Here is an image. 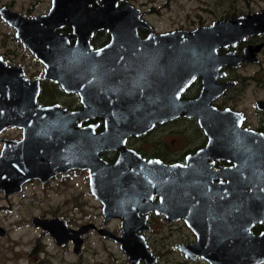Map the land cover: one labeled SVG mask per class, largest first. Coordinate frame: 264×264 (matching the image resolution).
<instances>
[{"label": "flooded vegetation", "instance_id": "1", "mask_svg": "<svg viewBox=\"0 0 264 264\" xmlns=\"http://www.w3.org/2000/svg\"><path fill=\"white\" fill-rule=\"evenodd\" d=\"M121 1L118 6L122 5ZM41 2H0V25L7 27L11 33V39L4 44L7 49L0 52V71L9 85V108L23 111L30 92L34 94L36 91L37 105L56 104L67 111H79L83 105L78 92L65 89L69 84L54 79L62 78L61 75L70 67L54 64L48 68L53 79L46 76L45 62L16 35L19 28L23 27L22 24L26 23L22 18L47 14L51 0H47L46 7L40 5ZM71 31V26L67 24L55 29V33L61 35L70 34ZM137 32L142 37L147 34V30L141 28ZM108 41L106 30H95L89 45L92 50H96ZM67 43L73 45L74 40L68 39ZM257 45L258 49L254 51ZM245 46L251 47L252 57H249V61L242 60L235 66L224 65L219 69L220 73L211 83L213 89L208 104L218 111L229 109L237 112L240 121L230 112L223 116L213 114L210 122L178 115L154 123L146 131L125 136L122 140L121 136H117L113 140L114 146L97 151V156L108 165L116 162L123 149L132 151L143 161L150 160L147 166L139 164L131 169L128 159L125 161L128 166L125 172L134 177L132 185H121L115 195L99 194L100 198L119 203L121 209L117 215L108 217V213L103 210V202L89 184L87 167H71L53 174L45 181L33 178L21 184L16 192L21 190L23 184L32 181L45 186L65 176L76 178L82 175L86 178V190L100 204L99 215L91 214L86 222L74 228L62 218L72 229L87 226L79 236L81 241L77 247L72 239L57 243L46 230L39 228L51 238L55 246L65 247L74 256H79L86 243L85 235L91 233L116 244L126 264H236L237 254L240 253L237 248L241 249L245 244L246 252L262 250V254L250 263L264 264V71L258 72L261 64H264V34L249 35L233 47L217 51L222 53L231 50L236 55H242ZM251 67L259 69L240 72ZM93 69L97 70L98 67ZM102 69L106 71L113 67L105 66ZM204 87L202 78L195 77L179 98L193 100ZM54 94H59L62 100L40 99L44 95ZM246 96L250 105L245 102L248 99H245ZM89 108L87 105L85 112H79L77 120H74L75 128H86L83 129L86 136L92 131L101 133L106 123L103 117L88 115ZM216 110L213 109V113H217ZM173 125H181V128H173ZM207 126L215 128L214 136H209ZM5 130H16L18 135L0 137V148L1 139L18 140L22 136L20 127L7 126L0 134ZM80 150L88 154L92 147L87 150L82 145ZM111 223L116 224L114 230L107 227ZM126 223H131L130 229L135 228L133 233L145 245L147 256L138 255L132 261L114 239L122 235ZM0 228V235H4V229ZM103 229L107 232L103 233ZM29 252H34V249Z\"/></svg>", "mask_w": 264, "mask_h": 264}, {"label": "water", "instance_id": "2", "mask_svg": "<svg viewBox=\"0 0 264 264\" xmlns=\"http://www.w3.org/2000/svg\"><path fill=\"white\" fill-rule=\"evenodd\" d=\"M120 1L51 0L47 14L22 18L26 23L16 35L45 62L46 76L52 78L48 68L54 64L70 67L62 78L54 79L69 84L65 89L77 91L83 108L67 111L56 104L37 105L34 90L35 93L30 92L24 103V110L13 111L9 108V85L0 71V132L12 125L22 129L18 140L1 139L0 190L5 195L18 191L29 179L45 181L71 167L88 168L89 184L98 198L100 193L115 195L121 185L131 186L133 183L134 177L125 172L128 168L125 161L130 160L131 169L150 163V160L143 161L132 151L124 149L114 164L104 163L97 151L111 147L117 136L122 140L178 115L210 122L213 120L211 115L223 116L230 112L240 121L237 112L209 107V95L219 69L224 65L235 66L242 60L249 61L252 49L245 46L242 55L231 50L222 53L217 50L233 47L249 35L264 34V8L227 15L192 29L157 33L143 19L139 8L127 1L118 6ZM3 17L7 18V15L3 14ZM65 24L71 26L70 34L55 33V29ZM138 28L147 30V34L140 36ZM100 29L106 30L109 41L92 50L89 39L93 31ZM68 39L74 40L73 45H68ZM105 66L113 69L105 71L102 69ZM96 67L97 70L93 69ZM195 77L202 78L204 89L193 100H181L179 95ZM87 105L90 106L88 115L105 118L101 133L92 131L86 136L83 130L86 128L74 127V120L79 112H85ZM213 109L217 113H213ZM211 126H207V131L209 136H214L215 128ZM82 145L87 150L92 147L91 152H82ZM100 200L108 217L119 213L121 207L115 200ZM30 221L34 227L46 230L57 243L72 239L76 247L81 241L80 234L87 228L85 225L72 229L57 215L33 216ZM130 224L126 223L122 235L114 239L134 261L138 255L145 257L148 253L133 233L135 228H129L132 227ZM106 232L103 229V233ZM237 250L240 253L236 264H252L251 260L262 254V250L246 252L245 244Z\"/></svg>", "mask_w": 264, "mask_h": 264}, {"label": "rangeland", "instance_id": "3", "mask_svg": "<svg viewBox=\"0 0 264 264\" xmlns=\"http://www.w3.org/2000/svg\"><path fill=\"white\" fill-rule=\"evenodd\" d=\"M6 0H0L5 2ZM140 9L143 19L155 32L173 29H192L198 25L209 24L212 20L235 13H245L264 8V0H122ZM47 0L40 5L46 7ZM11 33L0 25V52L6 50L5 42ZM254 67L240 72H253ZM264 71V64L258 72ZM54 94L44 95L41 101H60ZM248 96L245 97L247 99ZM45 99V100H43ZM66 100V99H65ZM247 99L246 104L250 105ZM64 101V100H63ZM181 128V125H173ZM16 130H5L0 137H16ZM157 135V134H156ZM100 204L93 200L86 190V178L65 176L52 180L45 186L32 181L22 185L19 192L4 195L0 190V264H126L118 246L104 241L97 235H85L82 254L74 256L69 249L58 248L42 230L34 227L33 216L64 218L72 228L86 222L91 214H98ZM84 215L87 217L85 218ZM89 215V216H88ZM116 224H108L110 230ZM117 231V230H116ZM93 234V233H92ZM34 249L30 253L29 250ZM109 260L107 261V259Z\"/></svg>", "mask_w": 264, "mask_h": 264}]
</instances>
